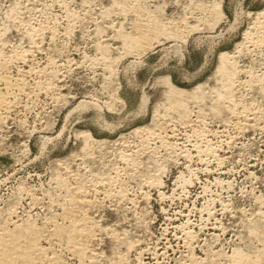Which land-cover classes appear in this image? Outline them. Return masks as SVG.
<instances>
[{
	"label": "rangeland",
	"instance_id": "374dc122",
	"mask_svg": "<svg viewBox=\"0 0 264 264\" xmlns=\"http://www.w3.org/2000/svg\"><path fill=\"white\" fill-rule=\"evenodd\" d=\"M0 65V230L79 186L93 264H264V0H0Z\"/></svg>",
	"mask_w": 264,
	"mask_h": 264
},
{
	"label": "bare ground",
	"instance_id": "6f19581e",
	"mask_svg": "<svg viewBox=\"0 0 264 264\" xmlns=\"http://www.w3.org/2000/svg\"><path fill=\"white\" fill-rule=\"evenodd\" d=\"M115 2V1H114ZM146 2V1H145ZM142 3V2H141ZM118 5V4H117ZM116 7V6H115ZM127 8V7H126ZM215 9V8H214ZM219 10V9H218ZM120 11V10H119ZM24 12V11H23ZM137 12V11H136ZM140 13V12H139ZM142 18V17H141ZM16 21V20H15ZM150 22V21H149ZM161 23V22H160ZM154 24H156V23H154ZM44 27V26H43ZM50 28V27H49ZM145 28V27H144ZM45 29V28H44ZM72 31V30H71ZM139 31V30H138ZM54 32V31H53ZM56 32V31H55ZM121 33H122V31H120ZM139 32H141V31H139ZM42 33V32H41ZM47 33V32H46ZM144 33H145V31H144ZM147 33V32H146ZM32 34V33H31ZM119 35V34H118ZM144 35V34H143ZM53 36H55V35H53ZM122 37V36H121ZM128 38V37H127ZM131 38V37H130ZM133 38V37H132ZM131 38V39H132ZM138 38L139 37H137V40H136V38H134V40L132 41V43L134 42V41H137L138 43H139V41H138ZM143 39L145 38V36L144 37H142ZM142 38H140V42H142L141 41V39ZM130 39V40H131ZM142 39V40H143ZM130 40H129V42H130ZM145 40V39H144ZM159 40V39H158ZM152 41V40H151ZM170 41V40H169ZM144 42V41H143ZM146 42V41H145ZM125 43V42H124ZM135 44H137L136 42H134ZM147 43V42H146ZM145 43V44H146ZM129 44H131V43H129ZM141 43H139V45H140ZM137 46L136 45V48H140V47H142V46ZM132 46H134V45H132ZM149 46H151L150 44H149ZM36 47V46H35ZM142 48H144V47H142ZM147 49V48H146ZM150 49H151V47H150ZM138 50V49H137ZM29 51V50H28ZM31 51V50H30ZM134 51V50H133ZM23 52V51H22ZM28 55V54H27ZM17 56V55H16ZM229 57V56H228ZM238 57V56H237ZM6 61V60H5ZM109 62V61H108ZM4 64V63H3ZM7 64V63H6ZM12 64V63H11ZM54 66V65H53ZM227 67H229L228 66V61H227V58H226V56L224 55L223 57H222V63H221V65H220V69H227ZM231 67V66H230ZM232 68V67H231ZM235 68V67H234ZM7 69V68H6ZM5 70V67H4V65H0V80H2L3 82H4V90H2V89H0V111H12L13 110V108H14V103L11 101V96L10 95H12L14 92H12V91H15V90H21V89H23L22 88V82L20 81L21 80V78H20V80H13V79H10L9 78V76H7L6 74L4 75V73H7L6 71H4ZM46 70V69H45ZM234 70V69H233ZM237 70V69H236ZM231 71V70H230ZM116 72V71H115ZM230 74V73H229ZM109 75V74H108ZM227 75V74H226ZM22 77V76H21ZM229 77V76H228ZM16 79H17V77H16ZM224 82H226V81H224ZM39 84V83H38ZM228 84V83H227ZM226 84V85H227ZM233 84V83H232ZM24 86V85H23ZM26 86V85H25ZM229 87H231V86H229ZM26 89V88H25ZM232 90V89H231ZM16 92V91H15ZM24 94V93H23ZM233 94V93H232ZM14 95V94H13ZM35 95V94H34ZM24 96V95H23ZM182 97V96H181ZM28 98V97H27ZM175 98H177L176 96H175ZM178 98H180V97H178ZM234 98V97H233ZM30 99V98H29ZM220 99H222V98H220ZM229 99V98H228ZM184 101V100H183ZM183 103V102H182ZM181 106V105H180ZM178 108V107H177ZM227 108V107H226ZM180 109V108H179ZM238 109V108H237ZM15 110V109H14ZM175 110V109H174ZM187 112H189V111H187ZM186 112V113H187ZM240 114V113H239ZM189 115V114H188ZM188 118V117H187ZM218 118V117H217ZM193 119V118H192ZM190 121H191V119H190ZM197 121V120H196ZM165 124V123H164ZM193 124V123H192ZM239 124H240V122H239ZM196 125V124H195ZM242 127V126H241ZM237 128V127H236ZM187 129V128H186ZM173 132H174V130H173ZM201 132V131H200ZM146 133V132H145ZM168 133V132H167ZM160 134V133H159ZM152 137V136H151ZM160 137V136H159ZM169 137V136H168ZM236 139V138H235ZM190 140V139H189ZM206 140V139H205ZM87 141V140H86ZM154 141V140H153ZM89 142V141H88ZM207 142V141H206ZM199 143V142H198ZM197 145V144H196ZM87 146V145H86ZM200 146V145H199ZM209 146H211V145H209ZM208 146V147H209ZM130 147V146H129ZM200 148V147H199ZM202 148V147H201ZM220 148V147H219ZM176 150H177V148H175ZM184 149V148H183ZM209 149V148H208ZM175 150V151H176ZM206 150V149H205ZM210 150H211V148H210ZM217 150V149H216ZM199 151V150H198ZM223 151V150H222ZM187 153V152H186ZM201 154V153H200ZM204 154V153H203ZM130 155V154H129ZM151 155V154H150ZM154 155V154H153ZM205 155H206V152H205ZM211 155V154H210ZM131 156V155H130ZM184 156V155H183ZM174 158V157H173ZM182 158V157H181ZM201 159V158H200ZM219 159V158H218ZM251 159V158H250ZM124 162V161H123ZM127 162V161H126ZM205 162V161H204ZM130 163V162H129ZM219 164V163H218ZM141 165V164H140ZM211 165V164H210ZM246 165V164H245ZM208 166V165H207ZM187 167V166H186ZM63 168H65V167H63ZM67 169V168H66ZM68 170H70V169H68ZM72 171V170H71ZM206 171V170H205ZM211 171V170H210ZM209 171V172H210ZM62 173H63V171H61ZM140 172V171H139ZM201 172V171H200ZM75 173V172H74ZM78 173V172H77ZM86 173V172H85ZM118 174V173H117ZM61 175V174H60ZM64 175V176H63ZM63 177L64 178H62L63 180H64V183H67V180H71L73 177H75L73 174L71 175V174H69V171H67L66 170V172L65 173H63ZM77 175V174H76ZM119 175V174H118ZM95 176V175H94ZM97 176V175H96ZM154 178V177H153ZM76 179V178H75ZM79 179V178H78ZM116 179V178H115ZM149 179V178H148ZM74 180V179H73ZM155 180V179H154ZM247 180V179H246ZM68 182H70V181H68ZM256 182V181H255ZM62 183V182H61ZM187 183V182H186ZM190 183V182H189ZM104 184V183H103ZM156 184V183H155ZM75 185H76V183H75ZM74 185V186H75ZM94 185V184H93ZM150 185V184H149ZM151 186V185H150ZM152 186H154V185H152ZM82 188V187H81ZM183 188V187H182ZM69 190L68 191H70V193L72 194V197H71V202H72V204L71 205H73V206H75V205H81L83 208H85L86 206H88V204L89 203H92V202H90L87 198H86V196H85V191H83L84 190V188H82V189H80V187L78 186H75V187H69L68 188ZM86 190V189H85ZM93 190V189H92ZM128 190V189H127ZM67 191V192H68ZM121 191V190H120ZM124 192H126V190L124 191ZM123 192V193H124ZM187 192V191H186ZM244 192V191H243ZM120 193H122V192H120ZM87 194H89V193H87ZM219 195V194H218ZM69 196V195H68ZM67 197V196H66ZM110 197V196H109ZM118 197V196H117ZM126 198V197H125ZM124 200V199H123ZM93 201V200H92ZM218 201H220V200H218ZM259 201V200H258ZM225 202V201H224ZM229 202V201H228ZM38 203V202H37ZM54 203V202H53ZM72 206V207H73ZM89 206H91V204L89 205ZM82 207H79L80 209L82 208ZM181 207V206H180ZM77 208L78 207H76L75 208V210L74 209H69L68 211L66 210L65 212H63V213H61V215L60 216H62L61 217V220H62V218H63V221H68V224H64L62 221V223L61 224H63V225H60V223L57 225L56 223V225H55V227H54V230L51 232V234L50 235H52V237L53 238H55L54 240H57L58 242H59V246L60 247H64L65 248V250L68 252V254H72V256H74V258L76 257L77 258V261H78V264H93L95 261H97V259H98V255H100V254H98V255H95V253L93 254L91 251L89 252V248H88V246H89V244L88 243H90V239L92 240V238H93V229L94 230H96L95 228V223L96 222H94L93 220H94V218L92 219L90 216H85L84 214L86 213V211H85V213H83V210L81 211L79 208H78V210H77ZM89 208V207H88ZM229 208V207H228ZM90 209V208H89ZM63 210V209H62ZM87 210V209H86ZM15 211V210H14ZM224 211V210H223ZM89 212V211H88ZM200 212V211H199ZM209 212V211H208ZM11 213V212H10ZM202 213V212H201ZM222 213V212H221ZM13 214H14V212H13ZM87 214V213H86ZM204 214V213H203ZM212 214V213H211ZM11 215V214H10ZM226 215V214H225ZM60 216H57V217H60ZM195 216V215H194ZM210 216V215H209ZM212 216H213V214H212ZM251 216V215H250ZM222 217V216H221ZM253 217V216H252ZM50 218H52V217H50ZM19 219V218H18ZM27 219H28V217H27ZM30 219V218H29ZM28 219V220H29ZM52 219H54V218H52ZM52 219H51V221H52ZM200 219H201V217H200ZM259 219V218H258ZM261 219V218H260ZM19 220H21V219H19ZM18 220V221H19ZM55 220H57L56 218H55ZM168 220V219H167ZM177 220V219H176ZM13 221V220H12ZM17 221V220H16ZM50 221V222H51ZM58 221V220H57ZM96 221V220H95ZM257 221V220H256ZM260 221V220H259ZM22 222H24V220L23 221H20L19 223L18 222H16L15 224H13V226H15V229H10V228H6L7 226H4V227H2V229L0 230L1 232H0V264H65L64 263V261H66V260H64L63 261V258H62V255L64 256V253L61 255V253L60 254H58V250L56 251L55 250V245L53 246L54 247V249H51L50 248V246L51 245H48V247H44V246H42L43 245V243H42V245L40 244L41 243V241L40 240H42V239H45V237L47 238H49V240H50V235L49 236H47L46 234H47V232H46V234H45V230H43V229H46V227L44 226V225H42L43 227H45V228H41L42 226H40V228L38 227L37 228V226H34V225H32L31 226V224L30 225H28V226H26V225H23V223ZM186 222V221H185ZM209 222V221H208ZM255 222V221H254ZM12 223V222H11ZM32 223H34V222H32ZM48 223H49V219H48ZM52 223H54V222H52ZM97 223H98V221H97ZM96 223V224H97ZM247 223V222H246ZM251 223H253V222H251ZM26 224V223H25ZM46 224V223H45ZM50 224V223H49ZM5 225V224H4ZM9 225V224H8ZM12 225V224H11ZM98 225V224H97ZM101 225V224H100ZM1 226H3V225H1ZM1 226H0V228H1ZM53 226H54V224H53ZM220 226V225H219ZM251 226V225H250ZM256 226V225H255ZM49 227H51V226H49ZM95 227V228H94ZM98 227V226H97ZM188 227H189V225H188ZM236 227V226H235ZM13 228V227H12ZM201 228V227H200ZM206 228V227H205ZM221 228H223V227H221ZM258 228V227H257ZM256 228V229H257ZM47 229H48V227H47ZM46 229V231H48ZM99 229V228H98ZM179 229V228H178ZM220 229V228H219ZM247 229V228H246ZM253 229V228H252ZM259 229V228H258ZM52 230V229H51ZM51 230H49L48 231V234H49V232L51 231ZM243 230V229H242ZM178 231V230H177ZM257 231V230H256ZM263 231H264V229H263ZM112 232V231H111ZM110 233V232H109ZM170 233V232H169ZM185 233V232H184ZM188 234H190V232H187ZM224 233V232H223ZM250 233V232H249ZM262 233V232H261ZM111 234V233H110ZM256 234V233H255ZM46 235V236H45ZM114 235V234H113ZM116 235V234H115ZM125 235V233L123 234V236ZM185 235L186 236H189V235H187L186 233H185ZM191 235V234H190ZM193 235V234H192ZM257 235V234H256ZM94 236H96L95 234H94ZM117 236H119V234L117 235ZM219 236V235H218ZM257 236H259V235H257ZM114 238H115V236H113ZM196 237H198V236H196ZM52 238V239H53ZM96 238V237H95ZM119 238V237H118ZM187 238H189V237H187ZM195 238V237H194ZM259 238V237H258ZM257 238V239H258ZM116 239V238H115ZM179 239V238H178ZM215 239H216V237H215ZM119 240V239H118ZM125 240V239H124ZM123 240V241H124ZM180 240V239H179ZM186 240H188V239H186ZM185 240V241H186ZM206 240V239H205ZM218 240V239H217ZM46 240H44V242H45ZM53 241V240H52ZM89 241V242H88ZM94 241V240H93ZM195 241V240H194ZM215 241V240H214ZM263 241V240H262ZM58 242L56 243V244H58ZM132 242V241H131ZM135 242H137V241H135ZM191 242V241H190ZM199 242V241H198ZM47 243H48V240H47ZM52 243V242H51ZM129 243V242H128ZM138 243V242H137ZM122 244H123V242H122ZM132 244V243H131ZM121 245V244H120ZM189 245V244H188ZM210 245H212V244H210ZM46 246V245H45ZM128 246H130V244L128 245ZM132 247L134 246V243L131 245ZM183 246H185V245H183ZM57 247H58V245H57ZM90 248H91V246H89ZM172 248V247H171ZM190 248V247H189ZM202 248V247H201ZM200 248V249H201ZM133 249V248H132ZM132 249L130 250V251H132ZM210 249V248H209ZM191 250V249H190ZM211 250V249H210ZM61 251V250H60ZM167 251V250H166ZM215 251V250H214ZM239 251V250H238ZM263 251V250H262ZM65 252V251H64ZM66 252V253H67ZM96 252V251H95ZM145 252V251H144ZM165 252V251H164ZM177 252V251H176ZM187 252V251H186ZM193 252V251H192ZM90 253V254H89ZM148 253V252H147ZM163 253V252H162ZM173 253H174V251H173ZM185 253V252H184ZM194 253V252H193ZM215 253V252H214ZM217 253V252H216ZM221 253V252H220ZM97 254V253H96ZM103 254V253H102ZM176 254V253H175ZM183 254V253H182ZM195 254V253H194ZM209 254H211V253H209ZM104 255V254H103ZM119 255V254H118ZM124 255V254H123ZM122 255V256H123ZM207 255V254H206ZM212 255L214 256L215 254H213V252H212ZM219 255V254H218ZM224 256L225 255H227V254H223ZM234 255V254H233ZM94 256H96L95 258H96V260H93V261H91V259H95V258H93ZM98 256V257H97ZM102 255H100V257H101ZM120 256V255H119ZM159 256H160V254H159ZM158 256V257H159ZM195 256V255H194ZM212 256V257H213ZM222 256V255H221ZM221 256L219 255V257H220V260H221ZM223 256V257H224ZM257 256H260V255H257ZM64 257H66V256H64ZM142 257V256H141ZM209 257H210V255H209ZM216 257H217V254H216ZM228 258V256H225V258ZM235 257L237 258V260H239V261H241L242 259H243V256L242 255H237L236 256V254H235ZM247 257H249V256H247ZM251 257V256H250ZM179 258V257H178ZM211 258V257H210ZM215 258V257H214ZM226 258V259H227ZM117 261H115V263L116 262H118L119 264H121L122 263V261H118V257L117 258H115ZM114 259V260H115ZM122 259H123V257H122ZM125 259V258H124ZM212 259V258H211ZM126 260V259H125ZM173 260V259H172ZM171 260V261H172ZM205 260V259H204ZM217 260V259H216ZM249 260V259H248ZM247 260V261H248ZM109 261V260H108ZM112 261V263H113V260H111ZM124 261V260H123ZM208 261V260H207ZM212 261H213V259H212ZM214 261H215V259H214ZM228 262L230 261L229 260V258H228V260H227ZM234 262V260H233V258H232V260H231V262ZM236 261V260H235ZM243 261H245V260H243ZM250 261V260H249ZM262 261V260H261ZM93 262V263H92ZM110 262V261H109ZM108 262V263H109ZM204 262V261H203ZM209 262V261H208ZM207 262V263H208ZM216 262V261H215ZM232 262V263H233ZM242 262V261H241ZM96 263V262H95ZM115 263H113V264H115ZM124 263H125V261H124ZM127 263H129V262H126V264ZM153 263V262H152ZM152 263H150V264H152ZM202 263V262H201ZM205 263V262H204ZM213 263V262H212ZM211 263V264H212ZM217 263V262H216ZM221 264L222 262H219L218 261V264ZM236 263V262H235ZM245 263V262H244ZM243 262L241 263V264H244ZM249 263V262H248ZM67 264V263H66ZM123 264V263H122ZM157 264V263H156ZM166 264V263H165ZM197 264V263H196ZM250 264V263H249ZM254 264V263H253Z\"/></svg>",
	"mask_w": 264,
	"mask_h": 264
}]
</instances>
